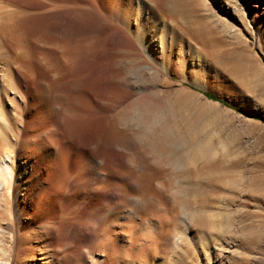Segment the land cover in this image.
I'll use <instances>...</instances> for the list:
<instances>
[{
    "label": "rangeland",
    "instance_id": "rangeland-1",
    "mask_svg": "<svg viewBox=\"0 0 264 264\" xmlns=\"http://www.w3.org/2000/svg\"><path fill=\"white\" fill-rule=\"evenodd\" d=\"M79 1L0 0V264H264V0H178L195 40L153 0L157 65L112 19L139 0Z\"/></svg>",
    "mask_w": 264,
    "mask_h": 264
},
{
    "label": "bare ground",
    "instance_id": "bare-ground-1",
    "mask_svg": "<svg viewBox=\"0 0 264 264\" xmlns=\"http://www.w3.org/2000/svg\"><path fill=\"white\" fill-rule=\"evenodd\" d=\"M48 2L55 6L53 9H49V11L55 12L65 17H73L74 15L76 16V14L82 10H92L101 17L102 15H105L101 10H98L96 8L91 9L88 4H83L79 0H48ZM35 5L37 7H42L45 6L46 3L44 5L35 3ZM130 6V2H126L124 7L122 8V13L125 14V17H123L121 14V17L123 18H119V13L121 12H118L115 7L112 8L114 13L112 19H114L117 25L116 29L120 33L124 42L128 44L129 48L136 50L141 56H147L149 58L150 61H147V65H157L155 48L156 46L161 48V44H158L153 37L155 36L157 31H161L160 25H158L157 21L154 19L159 16L158 14H156V12H158L159 10H156L155 7H153V0H139L138 2H136V4H133V6H131V9H129ZM161 12V17L167 18L171 22L175 23V26L178 27L177 29L188 35L191 39L195 40L193 37H191L189 32H192L194 30L192 33H194L195 35L196 31L198 32V30L189 25V23L191 22L189 15L185 12L184 7L179 4L178 0H173L171 2V5H166L165 8H162ZM130 13H132L131 17H129ZM20 15L23 14H20L17 11L5 9L4 7L0 6V39L3 40L5 44L12 43V49H15L17 51L21 50L23 45H21V41H19L20 38L18 37V35L14 33L13 24L17 20V18L20 17ZM186 18L189 21L186 20ZM183 19H185L184 21H186L185 24L183 23L184 25L181 23ZM149 27L151 28L153 33L148 31ZM190 28H193V30H191ZM192 51L197 58L201 59V56H199L198 54V50L192 49ZM172 66V62L170 64L168 63V65H166V71L170 72ZM7 74L8 70L6 68L0 69V79L6 77ZM10 74L12 77V73ZM13 77L15 79L14 72ZM14 79L11 78L10 82H12ZM0 122H2L3 124L1 127H7V124L9 123L8 118L3 113H0ZM1 127L0 134L2 136H5L7 132ZM4 142H7V139H5ZM7 157V155L3 157L0 156V176L3 177V180H6L7 177H9L11 174L10 166L6 162Z\"/></svg>",
    "mask_w": 264,
    "mask_h": 264
},
{
    "label": "snow or ice",
    "instance_id": "snow-or-ice-1",
    "mask_svg": "<svg viewBox=\"0 0 264 264\" xmlns=\"http://www.w3.org/2000/svg\"><path fill=\"white\" fill-rule=\"evenodd\" d=\"M163 46L161 45V48ZM206 86V82L204 83ZM248 100L251 102V105L257 110H264V101H257L254 97L249 96Z\"/></svg>",
    "mask_w": 264,
    "mask_h": 264
},
{
    "label": "trees",
    "instance_id": "trees-1",
    "mask_svg": "<svg viewBox=\"0 0 264 264\" xmlns=\"http://www.w3.org/2000/svg\"><path fill=\"white\" fill-rule=\"evenodd\" d=\"M205 95H206L208 98H210V99H213V100L219 101L220 103H222V104H224V105H226V106H229V104H228L226 101H224V100H222V99L216 97V96L213 95V94L205 93Z\"/></svg>",
    "mask_w": 264,
    "mask_h": 264
},
{
    "label": "clouds",
    "instance_id": "clouds-1",
    "mask_svg": "<svg viewBox=\"0 0 264 264\" xmlns=\"http://www.w3.org/2000/svg\"><path fill=\"white\" fill-rule=\"evenodd\" d=\"M138 207H141V208H142V207H143V205H138Z\"/></svg>",
    "mask_w": 264,
    "mask_h": 264
}]
</instances>
